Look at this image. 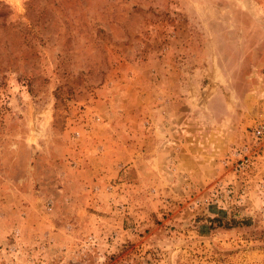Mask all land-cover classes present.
Instances as JSON below:
<instances>
[{"label": "rangeland", "instance_id": "obj_1", "mask_svg": "<svg viewBox=\"0 0 264 264\" xmlns=\"http://www.w3.org/2000/svg\"><path fill=\"white\" fill-rule=\"evenodd\" d=\"M262 124L264 0H0V264H264Z\"/></svg>", "mask_w": 264, "mask_h": 264}, {"label": "built area", "instance_id": "obj_2", "mask_svg": "<svg viewBox=\"0 0 264 264\" xmlns=\"http://www.w3.org/2000/svg\"><path fill=\"white\" fill-rule=\"evenodd\" d=\"M253 136L259 140L261 137L264 136V124L258 126L254 132H253ZM248 150V148H241V149H237L234 150L231 153V159L234 160V170L235 172L239 173V172H243L244 170H247L249 168V162L250 159L248 158L247 154H245V152Z\"/></svg>", "mask_w": 264, "mask_h": 264}]
</instances>
